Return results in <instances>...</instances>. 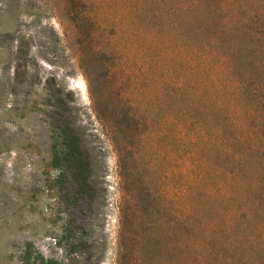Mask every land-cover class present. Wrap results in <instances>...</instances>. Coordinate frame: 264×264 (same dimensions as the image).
<instances>
[{"label":"rangeland","instance_id":"1","mask_svg":"<svg viewBox=\"0 0 264 264\" xmlns=\"http://www.w3.org/2000/svg\"><path fill=\"white\" fill-rule=\"evenodd\" d=\"M199 30L258 47L264 0H0V264H156L140 223L151 192L184 189L199 168L176 136L186 100L163 78L186 65L167 52ZM67 127L89 192L62 161Z\"/></svg>","mask_w":264,"mask_h":264},{"label":"trees","instance_id":"2","mask_svg":"<svg viewBox=\"0 0 264 264\" xmlns=\"http://www.w3.org/2000/svg\"><path fill=\"white\" fill-rule=\"evenodd\" d=\"M181 35L183 48L170 43L167 54L181 53L186 72L173 79L169 71L163 78L171 80L172 96L186 100L176 136L193 146L185 160L193 165L198 158L199 168L189 172L184 189L167 184L152 190L140 222L145 253L156 264H264V43L240 48L225 43L222 33ZM202 105L212 112L199 121L190 107ZM62 138V161L74 165L78 190L89 192L81 137L67 127ZM201 142L211 146V155L197 151Z\"/></svg>","mask_w":264,"mask_h":264}]
</instances>
